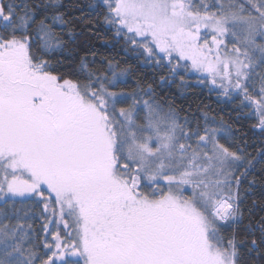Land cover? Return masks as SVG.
Here are the masks:
<instances>
[{
	"label": "snow or ice",
	"instance_id": "1",
	"mask_svg": "<svg viewBox=\"0 0 264 264\" xmlns=\"http://www.w3.org/2000/svg\"><path fill=\"white\" fill-rule=\"evenodd\" d=\"M100 6L104 24L145 62L172 76L207 74L220 95H242L264 131V0ZM57 9L55 0H0V200L34 199L46 221L39 242L30 224L0 225V264H241L234 226L253 160L231 127L208 113L203 125L180 117L152 84L121 88L131 68L114 60L90 68L82 58L74 74L83 79L54 73L48 57L67 46L57 28L70 24ZM253 229L258 250L264 217Z\"/></svg>",
	"mask_w": 264,
	"mask_h": 264
},
{
	"label": "trees",
	"instance_id": "2",
	"mask_svg": "<svg viewBox=\"0 0 264 264\" xmlns=\"http://www.w3.org/2000/svg\"><path fill=\"white\" fill-rule=\"evenodd\" d=\"M15 2L43 6L52 3L53 0H15ZM55 2L58 4L57 10L65 13L70 24L63 31L57 28L67 46L48 57L56 65L53 69L54 73H65L67 78L83 79L82 76L77 77L74 74L82 58L88 62L90 68H107L106 61L114 60L119 62L120 67L131 68L130 74L124 78L126 83L121 84V88L132 90L138 84L142 87L152 84L156 92L155 99L165 108L168 105L174 107L180 117H187L193 123L198 121L203 125L204 113H208L210 117H215L217 121L223 120L231 127L233 136L241 142L248 158L253 160V167L242 178V222L234 226L240 239L245 241L241 248V264H264V254H258L264 252V244L260 245L258 250H252L250 244L253 238L259 242L260 233L253 229L254 235H252L246 230L250 223H255L264 217V154H262L264 131L257 130L259 119L253 114L251 107H245L241 103L242 95H220V91L209 83L208 78L191 73L188 69H180L178 75L172 76L166 67H157L152 61L145 62L142 53L126 45L123 37L117 38L115 30L104 24L106 8L100 6V0H55ZM161 76L168 77V81L163 85L160 82ZM144 99L149 97L144 96ZM0 208L9 213L7 220L0 215V225L8 224L11 227L17 224L25 226L30 224L31 227L26 228L29 235L34 236L38 242L45 239L42 229L46 221L41 215L42 205H38L34 199L16 198L15 202L9 201L7 205L0 200ZM13 208L18 210L16 214H13ZM50 218L57 219V217ZM55 230L54 225L49 224V231ZM59 230L63 236V227L61 226ZM232 231L233 228H228L224 230V234L228 235ZM47 239L50 242L52 237L49 236ZM43 251L41 247V254Z\"/></svg>",
	"mask_w": 264,
	"mask_h": 264
},
{
	"label": "rangeland",
	"instance_id": "3",
	"mask_svg": "<svg viewBox=\"0 0 264 264\" xmlns=\"http://www.w3.org/2000/svg\"><path fill=\"white\" fill-rule=\"evenodd\" d=\"M258 42H259V38H258ZM231 46V42L229 43V47ZM191 73H197V74H201V75H204L205 77L207 76V74H205V73H200V72H196V71H191ZM208 80H209V83H210V77L208 78ZM214 88H216L217 90H219L216 86H213ZM220 91V90H219ZM257 129L259 130V131H262V130H260V128L259 127H257ZM17 198H20V197H17ZM4 199H7V198H4Z\"/></svg>",
	"mask_w": 264,
	"mask_h": 264
},
{
	"label": "bare ground",
	"instance_id": "4",
	"mask_svg": "<svg viewBox=\"0 0 264 264\" xmlns=\"http://www.w3.org/2000/svg\"><path fill=\"white\" fill-rule=\"evenodd\" d=\"M258 130V129H257ZM261 130V129H260Z\"/></svg>",
	"mask_w": 264,
	"mask_h": 264
}]
</instances>
